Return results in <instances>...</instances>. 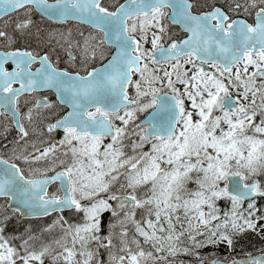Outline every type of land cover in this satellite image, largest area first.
Instances as JSON below:
<instances>
[{"label": "snow or ice", "instance_id": "obj_1", "mask_svg": "<svg viewBox=\"0 0 264 264\" xmlns=\"http://www.w3.org/2000/svg\"><path fill=\"white\" fill-rule=\"evenodd\" d=\"M0 139V264H264V0H0Z\"/></svg>", "mask_w": 264, "mask_h": 264}, {"label": "trees", "instance_id": "obj_2", "mask_svg": "<svg viewBox=\"0 0 264 264\" xmlns=\"http://www.w3.org/2000/svg\"><path fill=\"white\" fill-rule=\"evenodd\" d=\"M14 227H16V225L15 226L10 225L9 230H11V228H14ZM262 244L263 242H261V238L255 233H252L251 231H249L248 234L238 242L236 248L237 250H240V251L252 250V249L261 247Z\"/></svg>", "mask_w": 264, "mask_h": 264}, {"label": "flooded vegetation", "instance_id": "obj_3", "mask_svg": "<svg viewBox=\"0 0 264 264\" xmlns=\"http://www.w3.org/2000/svg\"><path fill=\"white\" fill-rule=\"evenodd\" d=\"M73 23H75V22H73ZM51 26H54V27H60V25L57 24V23H52ZM41 94H43V95H49V93H47V92H42ZM53 97H54V94H51V95H50V99L53 98ZM15 131H16V129H15V126L13 125L12 128L10 129V133H11V134L8 136V139H9V140L12 139V135L15 134ZM2 144H3V140L0 139V145H2ZM34 222H35V221H34ZM12 225H15V224H12Z\"/></svg>", "mask_w": 264, "mask_h": 264}, {"label": "rangeland", "instance_id": "obj_4", "mask_svg": "<svg viewBox=\"0 0 264 264\" xmlns=\"http://www.w3.org/2000/svg\"><path fill=\"white\" fill-rule=\"evenodd\" d=\"M54 27V26H52ZM261 242H264V240H261ZM220 248H226L225 245H220ZM226 253H222V255H225Z\"/></svg>", "mask_w": 264, "mask_h": 264}]
</instances>
